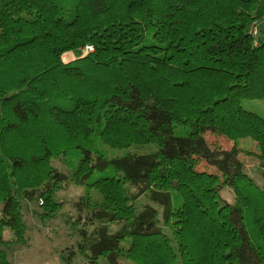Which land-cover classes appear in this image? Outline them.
<instances>
[{
	"label": "trees",
	"instance_id": "obj_1",
	"mask_svg": "<svg viewBox=\"0 0 264 264\" xmlns=\"http://www.w3.org/2000/svg\"><path fill=\"white\" fill-rule=\"evenodd\" d=\"M244 99H264V0H0V242L4 226L21 235L19 197L53 203L63 157L71 182L105 195L78 202L81 264H133L128 251L134 264H264V190L237 146L219 175L178 141L252 136L264 170V117ZM149 139L157 149L121 156L100 143Z\"/></svg>",
	"mask_w": 264,
	"mask_h": 264
},
{
	"label": "rangeland",
	"instance_id": "obj_2",
	"mask_svg": "<svg viewBox=\"0 0 264 264\" xmlns=\"http://www.w3.org/2000/svg\"><path fill=\"white\" fill-rule=\"evenodd\" d=\"M66 52L63 55L65 61L68 55V51ZM243 106L264 117V99H244ZM177 128L182 132L187 129V126L177 124ZM178 141L186 148V154L192 155L198 170L219 175L224 172L230 173L227 158L230 149L236 145L244 171L254 179L260 189L264 190L261 144L252 136L245 135L233 139L223 133L206 131L197 139H178ZM100 143L109 155L114 156L143 154L157 149V143L152 139L121 147ZM18 144L19 141L16 146ZM53 160L52 163L57 170L65 173V178L59 181V187L53 193V203L48 205L44 199L41 202L40 199L29 201L19 197L21 212L18 215L23 225L20 231L23 239L14 228L4 226L2 229L3 242H0V249L4 251L10 264H81L86 260L78 250L80 239L78 228L81 227V223L77 221L79 216L85 215L86 209L83 203L79 205L78 202H81L82 196L88 200V204L103 202L105 195L97 187H87L71 182L69 180L70 162L67 159L59 157ZM234 196V188L229 185H223L220 189V200L233 203ZM147 201V198L142 196L138 202L143 204ZM140 209L141 205L138 210ZM2 210L3 202L0 201V217ZM161 224L171 240V246L176 248L177 242L173 236L172 226H165L163 221ZM116 227L115 224L112 225L113 229ZM130 242L132 247L137 245L136 241L130 240ZM130 242L127 243V249L132 248ZM174 251L177 253L176 249ZM131 255L133 254L128 251L126 260L134 264L129 257ZM127 262L124 261L123 264Z\"/></svg>",
	"mask_w": 264,
	"mask_h": 264
},
{
	"label": "crops",
	"instance_id": "obj_3",
	"mask_svg": "<svg viewBox=\"0 0 264 264\" xmlns=\"http://www.w3.org/2000/svg\"><path fill=\"white\" fill-rule=\"evenodd\" d=\"M66 53H67V52H65L64 54H66ZM69 53H70L71 55H70ZM64 54H63V55H64ZM72 57H73V58L75 57V53H74L73 51H68V55L65 57V58H66V61H70V60H72V59H71Z\"/></svg>",
	"mask_w": 264,
	"mask_h": 264
},
{
	"label": "built area",
	"instance_id": "obj_4",
	"mask_svg": "<svg viewBox=\"0 0 264 264\" xmlns=\"http://www.w3.org/2000/svg\"><path fill=\"white\" fill-rule=\"evenodd\" d=\"M92 49H93V47H92L91 45H86V46L83 48V51H84V52H87V51H90V50H92ZM40 201L43 202L42 199H40Z\"/></svg>",
	"mask_w": 264,
	"mask_h": 264
}]
</instances>
